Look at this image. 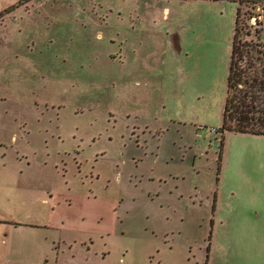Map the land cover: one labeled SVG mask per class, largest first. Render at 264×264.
Here are the masks:
<instances>
[{
  "label": "rangeland",
  "instance_id": "obj_1",
  "mask_svg": "<svg viewBox=\"0 0 264 264\" xmlns=\"http://www.w3.org/2000/svg\"><path fill=\"white\" fill-rule=\"evenodd\" d=\"M258 3L0 0V264H264V135L212 131Z\"/></svg>",
  "mask_w": 264,
  "mask_h": 264
},
{
  "label": "trees",
  "instance_id": "obj_2",
  "mask_svg": "<svg viewBox=\"0 0 264 264\" xmlns=\"http://www.w3.org/2000/svg\"><path fill=\"white\" fill-rule=\"evenodd\" d=\"M252 1L258 3L259 0ZM259 6L260 3L257 8ZM239 17L240 7L236 17L223 123L219 128L223 133L234 131L264 135V47L260 43L240 40ZM224 141L222 138V146Z\"/></svg>",
  "mask_w": 264,
  "mask_h": 264
},
{
  "label": "flooded vegetation",
  "instance_id": "obj_3",
  "mask_svg": "<svg viewBox=\"0 0 264 264\" xmlns=\"http://www.w3.org/2000/svg\"><path fill=\"white\" fill-rule=\"evenodd\" d=\"M14 10V9H13ZM13 10H10V11H13ZM10 11H7V12H10ZM32 77H33V75H32ZM20 79V81H21V83H25L24 81H25V78H24V80H22L21 78H19ZM28 84H30L31 85V88H30V91H31V94L33 95V91H32V89H33V87H35V85H34V82H31V83H28ZM38 94H39V91H38ZM1 100V99H0ZM3 100V99H2ZM31 101H32V99H31ZM44 101V100H43ZM54 101V100H53ZM32 103H33V105H29V108H27L28 106H23L22 107V109H32L30 112L31 113H34L35 111L36 112H38V115H37V118L39 117V116H43L45 113H49V112H51V109H47V108H45V104L47 103V102H43V104H42V102L40 101V99L38 98V96L36 97V96H34V100L32 101ZM39 103H41L42 105H44V109L42 108V107H40L39 106ZM54 104H56L55 102H53ZM29 104H31V102H30V100H29ZM60 105H61V108L62 107H64V105H63V103H58V107H60ZM56 108V110L53 112V114L58 118V115L60 114V113H62L65 109H61V108ZM6 109H8L9 111L10 110H13L14 108H6ZM15 109H17V108H15ZM52 113V112H51ZM21 117H26L27 119H25V120H21V119H19V117H18V115H16V113H15V118H16V121H17V127H18V130L19 131H21L20 132V137H25V133L26 134H28L29 132H30V130H31V124H32V118L30 117V116H21ZM109 121V120H108ZM174 122H178V123H182V121L181 120H179V121H174ZM137 123H131L130 125H136ZM130 125H127V128L126 129H128L129 128V126ZM137 126L138 127H140V128H143V134L145 135V138L149 135V134H153L154 136H156L155 134H154V132H153V130L151 129V130H148V127H143V126H140V125H138L137 124ZM197 126V127H196ZM59 129H60V125H59V127H58ZM78 129V128H77ZM195 129L197 130V133H198V135H201L202 134V132H203V128L200 126V125H195ZM78 132H79V129H78ZM126 132V131H125ZM127 133V132H126ZM156 133L158 134V133H160V131L157 129V131H156ZM213 133H215V136H217V135H219V134H223V132L222 131H220V128L218 127H216V129H215V131H213ZM57 136V138L58 139H61L62 138V136H61V134L58 132L57 133V131H55V133L53 132V136ZM94 135L95 134H93L92 136H91V138H90V145H92V144H95V142H96V140L94 139ZM124 135V134H123ZM222 138V137H221ZM128 139L129 140H131V141H133V142H135V140H133L132 138H131V136L129 137L128 136ZM216 140L218 141V139L216 138ZM45 142H48V140L47 141H45ZM144 143L146 144V140L144 139ZM221 143H222V139H220L219 140V150H218V158H217V162H218V172H217V174L219 175L220 174V170H221V166H222V160H223V153H224V147H225V141H224V146H222L221 145ZM146 146V145H145ZM144 146V147H145ZM6 155V152L5 153H3V156H5ZM76 161V163H77V160H75ZM78 164V163H77ZM193 164H195V163H193ZM79 166V165H78ZM81 168V167H80ZM79 168V169H80ZM197 189H199V188H197ZM197 189L195 190V193L197 192V194H199V192L197 191ZM217 203H218V195H217V190L214 192V194H213V198H212V217L210 218V220H211V223L213 222V217H214V213H215V211H216V209H217ZM93 243H94V241L92 240V239H90V241L89 242H83V244H85L86 245V248L87 249H90L91 247H92V245H93ZM209 258H210V242L208 243V245H207V254H206V259H205V264H209Z\"/></svg>",
  "mask_w": 264,
  "mask_h": 264
},
{
  "label": "built area",
  "instance_id": "obj_4",
  "mask_svg": "<svg viewBox=\"0 0 264 264\" xmlns=\"http://www.w3.org/2000/svg\"><path fill=\"white\" fill-rule=\"evenodd\" d=\"M258 9H260V8L258 7ZM257 17H260V15H258V16H256V15H255V16L253 17V20H255V21H256ZM215 129H216V128H215V127H213V128H212V131H215Z\"/></svg>",
  "mask_w": 264,
  "mask_h": 264
}]
</instances>
